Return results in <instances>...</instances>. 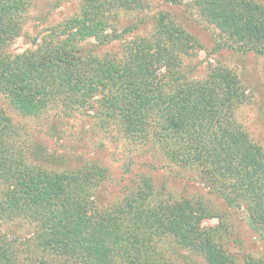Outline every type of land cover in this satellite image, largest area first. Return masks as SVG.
Returning a JSON list of instances; mask_svg holds the SVG:
<instances>
[{"label": "trees", "instance_id": "16d2710c", "mask_svg": "<svg viewBox=\"0 0 264 264\" xmlns=\"http://www.w3.org/2000/svg\"><path fill=\"white\" fill-rule=\"evenodd\" d=\"M80 1L76 15L13 54L9 47L22 36L32 0H0V95L22 116L50 108L63 115L91 111L101 128L113 127L134 150L197 170L226 204H244L251 226L264 234V152L235 119L245 97L236 74L215 65L201 80L187 78L181 58L190 56L194 41L164 14L153 17L147 36L126 41L121 55H96L87 41L108 45L132 33L135 26L117 33L118 11H133L139 1ZM194 6L225 46L264 53V10L244 0H195ZM19 137L0 110V213L36 223V243L46 253L75 264H174L161 251L172 242L175 254L233 264L218 227L200 226L214 216L201 200H166L140 176L124 196L100 206L106 169L89 162L75 172L35 167L28 148L16 147ZM31 155L49 157L41 146ZM11 257L0 244V264H11Z\"/></svg>", "mask_w": 264, "mask_h": 264}, {"label": "rangeland", "instance_id": "374dc122", "mask_svg": "<svg viewBox=\"0 0 264 264\" xmlns=\"http://www.w3.org/2000/svg\"><path fill=\"white\" fill-rule=\"evenodd\" d=\"M138 1L139 5L133 11H118L117 33L135 26L132 33L102 46L90 39L87 48L99 56L121 55L126 41L147 36L153 17L164 14L194 41L190 56L181 58V70L187 78L201 80L215 65L224 66L236 74L245 97L234 110L235 119L253 144L264 152V53L247 50L246 45L232 42L229 43L231 47L225 46L220 31L194 6L195 0H179L175 4L165 0ZM244 1L264 10V0ZM80 4V0H32L22 36L12 42L9 51L19 54L32 49L34 42L37 43L50 29L76 15ZM8 103L0 95V110L20 135L16 147L28 148L26 158L33 166L52 172H75L89 162L106 169L107 179L97 196L100 206L117 201L136 186L140 176H145L166 200H201L214 216L203 219L200 226L218 227L221 233L219 244L233 264H247L250 259L264 264V234L251 226L244 204L241 208L226 204L213 193L197 170L169 165L154 151L134 150L113 127L101 128L91 111L78 110L63 115L60 108H50L40 116L29 117L20 115ZM36 146H41L49 155L47 160L31 155ZM37 229L36 223L30 219H15L0 213V244L12 254L11 264H75L39 248L35 239ZM171 245L172 242H165L161 251L170 255L174 264H207L201 255L178 251L175 254Z\"/></svg>", "mask_w": 264, "mask_h": 264}]
</instances>
